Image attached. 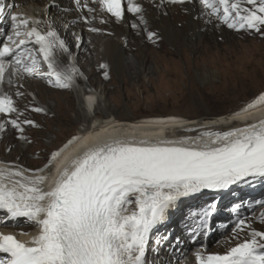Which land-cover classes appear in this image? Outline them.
<instances>
[{
  "label": "snow or ice",
  "instance_id": "1",
  "mask_svg": "<svg viewBox=\"0 0 264 264\" xmlns=\"http://www.w3.org/2000/svg\"><path fill=\"white\" fill-rule=\"evenodd\" d=\"M74 2L92 14V20L97 13H106L122 21L127 12L139 15L141 23L146 22L143 7L136 0L126 3L125 0H86L83 5L81 0ZM167 2L185 4L192 0ZM199 3L210 18L222 21L229 29L264 37V0H199ZM4 11L0 0V16ZM10 19L14 34L0 41V84L7 81L11 85L12 77L23 74L46 79L57 89H72L80 74L74 68H65L62 54L71 53L57 31L51 25L41 29V20H30L23 15L12 14ZM81 19L85 24L91 22L89 16ZM106 22L101 17L100 23ZM88 30L100 31L96 27ZM154 38L156 33L148 32V39ZM79 40L77 37V47ZM88 101L91 111L96 100L89 96ZM259 109H264V92L231 116L241 117ZM31 110L45 111L42 107ZM0 114L14 116L7 123L21 134L25 131L23 125L38 127L33 120L18 118L23 113L18 112L7 95L0 96ZM147 123L166 125L187 121L161 119ZM106 127L101 125L102 129ZM79 139L74 137L65 148ZM64 150L52 153L49 166ZM49 179L45 175L29 176L19 169L0 167V213L4 214L0 224L12 221L15 227L23 218L24 223L35 228V234L0 232V253L7 257L0 258V264H150L146 252L152 233L186 199L206 193L220 195L234 191L233 186L264 183V118L228 131L204 132L195 138L176 141H99L68 159L46 189L44 185ZM217 211L218 201H214L191 213L194 223L189 225L188 235L193 244L210 229ZM261 219L264 220V214ZM246 220L238 218L235 228L241 232L251 228ZM249 235V239L223 255L192 252V264H264V231L253 229ZM21 236L30 238L24 240Z\"/></svg>",
  "mask_w": 264,
  "mask_h": 264
},
{
  "label": "rangeland",
  "instance_id": "2",
  "mask_svg": "<svg viewBox=\"0 0 264 264\" xmlns=\"http://www.w3.org/2000/svg\"><path fill=\"white\" fill-rule=\"evenodd\" d=\"M9 6V4L8 6L4 5V15L10 18L12 14H10ZM53 7L55 8L57 5H53ZM41 11V8H27V10H17L15 14L20 15L19 12H21L22 14L24 13V16H30L27 17L30 20H34L31 14ZM55 15H49L48 19L50 22H55ZM11 23L13 22L11 21ZM222 24L224 26L217 34L211 35L210 37L204 34L203 37L205 36L207 39L199 43L198 46H196V43L188 46L186 43H183L172 47L170 44L156 37L153 40L159 46L145 49L146 51L144 50L142 53L138 50L130 51V58L134 59L133 56L137 53L138 57L144 60L143 66L136 68L134 71H130L131 78L124 75L121 70L117 73L110 72L107 68L101 67L103 64L100 62H98L95 68L86 66L85 74L90 72L95 74V82L91 88L99 96L97 98L98 104L96 103L97 105L95 106L96 110L92 114L89 113L91 116V124L94 121L93 117L98 116L104 105H108L111 113L115 116L114 118L121 121H151L161 119L186 121L196 119L195 124L182 128L184 131L187 130L184 133L198 132L202 134L204 132H218L219 130L223 132L230 130V127L223 124L226 121L230 122L229 116L233 112L238 111L259 93L264 92V37L258 33L229 29L224 23ZM52 28L55 30L54 27ZM65 29L63 27L64 31ZM6 31H10V29L5 30V33H3L4 36L6 35ZM4 36H1V41L4 39ZM71 36L73 38V47L76 49L78 43L77 37L79 36L75 32H71ZM92 36L91 38L97 37L102 41L105 40L104 34ZM198 38L200 37H197L196 40ZM96 52L98 53L96 61H101L102 44H98ZM75 58V52L68 58L69 66L72 68L77 67L75 65ZM81 62H83V58ZM135 72H137L138 77H135ZM105 73H107V78H105ZM81 77L84 79L83 73ZM28 78L33 83L44 84V82L39 81L36 77ZM86 81L87 85L90 86L87 78ZM3 86L4 84H0V89ZM45 86L49 89V95L56 96V98H51L50 102L54 107L53 109L60 107L58 120L53 123L52 129L50 128L49 130L50 132L46 133L41 131L39 126L30 127V125H23L26 131L23 139L19 138L21 137V133L12 128L8 123L7 125H10L14 129V132L12 133L13 141L5 142L3 140L2 142L4 145L6 143V147H0V162L3 160L5 162L8 161L3 168L12 169L14 164L16 165L17 162L25 159L23 163L26 168H20L19 170L32 176L36 175V173L39 174L37 172L38 169H44V172L40 174L45 175L53 165V162H51L49 166L52 153L65 149V146L69 145V141H73V138L78 137V133L82 131L80 122H77L75 116L76 111H79V113L82 111V88L74 85L75 87L72 89L62 90L47 85L46 83ZM17 89L25 91V98L27 99V102L20 103V106L17 104L20 102L19 99H14L13 101L17 109L20 110L18 112L23 113L18 118L21 121L24 119L43 121L42 124L46 125L44 120L49 117L45 118L46 115L42 114V112L37 113L31 110L33 107L44 108L46 99L40 98L33 91L26 90L20 80H18ZM74 90L78 95L74 94ZM68 97L71 105L68 104ZM47 102L50 103L49 101ZM54 114L56 113L51 111L49 116ZM13 117H9V119ZM221 117L225 118V122L221 123L218 120ZM0 120L1 123L4 121L7 123L8 117L2 115ZM204 120H211L218 123L214 124V122L209 127H205ZM190 126L193 128L196 126L197 129L188 130L191 128ZM18 140L20 141V146L22 144L23 147H27L23 158L17 151L11 152V145L15 142L18 144ZM205 195H207L205 203L203 201H197L199 202L198 210L217 200L215 196L218 194L207 193ZM257 197L262 201L255 200V203L251 205L248 212L240 216V218H247L246 222L251 225V228H245L242 232L237 230L235 228L238 219L236 218L237 214L232 216L229 213V206H227L228 212L225 211L227 213L223 218H219L218 213H216L211 219L208 239H204L205 234H202L203 236L201 235L194 244L188 243L185 245L179 241V244L184 248V252L179 256L180 258L177 257L176 261L175 259L167 258L169 260H165L163 258L162 264L182 263L183 259L190 254L191 245H197L199 243L202 246L201 251L204 254L223 255L238 243L249 239L251 230L264 231V220L261 219L262 214H264V197L262 198V194ZM190 200L191 198H188L182 204L188 203ZM226 203L229 202L226 201L222 204ZM191 213V211L188 212V209L187 211L185 209L180 212L174 218L172 225L179 224V227L181 225L182 227L179 229L185 233L188 224L183 221H190L192 218ZM3 215V213H0V219H3ZM192 223H194L193 218ZM6 224L11 226L9 229L19 230L20 232L27 226L29 227L28 233L33 231V226L24 223L23 218H20L19 223L15 227H13L12 221H6ZM172 227V231L174 232L175 228L174 226ZM13 230L11 231L13 232ZM212 233L215 238L210 242ZM174 235L175 237L178 236L176 233ZM183 238L187 242L190 241L188 232H186ZM176 243H178L177 240ZM0 254L4 255L2 253ZM189 263H191V260Z\"/></svg>",
  "mask_w": 264,
  "mask_h": 264
},
{
  "label": "bare ground",
  "instance_id": "3",
  "mask_svg": "<svg viewBox=\"0 0 264 264\" xmlns=\"http://www.w3.org/2000/svg\"><path fill=\"white\" fill-rule=\"evenodd\" d=\"M85 2L86 0H81L82 5ZM136 2L141 4L143 7L142 15L144 17V20L146 21L145 23L140 22L139 15H133L127 12L125 13V18L122 21H116L114 18H111L106 13H97L96 19L92 20L91 19L92 14L88 13L87 10L83 9L82 7L78 8L74 0H3V5H7V6L8 4L10 5L9 6L10 14H15L17 13V10H21V9L27 10V8H41L42 11L39 13L32 12L33 13L31 14L32 19L42 21L40 25L41 29H46L48 25L54 27L55 31H57L60 38L63 39L66 42V44L70 47L69 50L71 55L74 52L76 53L75 65L77 67H74V69H76L77 72L80 74L76 85L82 88L83 90L81 96L82 111H80V113L79 111H76L75 113L77 122H80V127L82 129V131L78 133V137L81 139L74 141L70 146L65 148L61 157L57 161L53 162L52 167L45 174V176L50 177L49 182L44 185L46 189L51 187V181L55 179L59 169L68 159L76 155L82 154L83 150L87 146L94 145L99 141L110 140V139L135 140V141H139V140L176 141L181 138H195L201 135V133L198 132L184 133L187 130L186 131L182 130L183 127H187L189 125L195 124L196 119L186 120L187 123L166 124V125L147 123V121H134V120L121 121L114 118L115 116L111 113L110 107L108 105H104L103 109H101L100 112L97 110L99 114L98 116L93 117L94 121L91 124L90 114H92L96 109L94 104L92 107V109L94 110L92 112H88L89 111L88 97L89 96L94 97L96 100L95 103L98 104L97 98H99V96L97 95L96 92H93L91 88L93 86L92 84L95 82V77H94L95 74L93 72L85 74L84 71L86 66H92L95 68L98 62H100L103 65H106L107 67L105 68H107L110 72L117 73L121 70L124 75H126L128 78H131L132 76L130 71L131 70L134 71L136 68H140L141 66H143L144 60L140 59L137 53L133 56L134 59L136 60L130 58L129 57L130 51L133 52L134 50H138L140 53H142L145 49H148L153 46H159L154 40H149L147 38L148 32H155L156 37L170 44L172 47L178 46L183 43H186L187 46L196 43V46H198L199 43L207 39L205 36L203 37L204 34H207L209 35L208 37H210L211 35L217 34L224 26L220 20L216 19L215 17H211V18L209 17L206 10L199 3V0H192V2L190 3L186 2L185 4H167L161 0H136ZM53 5H57V7L52 8ZM89 6L96 7V5L93 4H89ZM19 13L20 15L24 16V13L23 14L21 12ZM4 14L0 16V36L1 33L8 28L10 29V31H7L8 35H13L14 34L13 23H11V21H9L10 18L7 16L5 17ZM51 14L54 15L56 14L54 16L55 18L54 23L52 20H51L52 22H50V20L48 19L49 15ZM82 16H89L91 22L85 24L81 19ZM25 17H30V16L25 15ZM101 17L106 18L107 22L100 23ZM133 24H136L137 27L133 28L132 27ZM63 27L66 28L65 31L63 30ZM90 27H96L100 29V31L98 32L89 31L88 29ZM71 32L77 33V36H79L80 38L79 40L80 46L77 47L76 45V49H74L73 47V38L71 36ZM102 34L105 35L104 41H102L97 37H93L95 35H102ZM91 36L93 38H91ZM197 37L200 38L196 40ZM87 38L89 39V41ZM98 44H102L101 61H96L98 54L96 52ZM71 55L67 53L62 54V60L64 62L66 69H73L71 66H69V62H68V58ZM82 58H83V62H81ZM44 68L46 69V67ZM82 73L84 75L85 80L81 77ZM134 74L135 77H138L137 72H135ZM17 78L18 80H20V82L23 84L26 90L33 91L36 95L40 96V98L46 99V102H44L45 111L42 112V114L46 115L45 118L49 117L48 119L44 120V123L46 122V125L42 124L43 121L42 122L35 121V123L39 126V129L41 128L40 129L41 131L45 133L50 132L49 130L52 127L53 123L57 121L59 118L58 115H59L60 107L53 109L54 107L50 102V99L56 98V96L48 94L49 89L45 86V83L49 85L47 83V80L46 79L42 80L41 78L36 77L38 78L39 81L44 82V84L33 83L30 81L28 76L19 74L12 77L13 83L11 85H9L7 81H5V83H3L4 84L3 88L0 89V96L7 95L11 97L13 101L14 99L15 100L19 99L20 102L19 103L16 102L18 106H20L19 105L20 103L27 102V99L25 98V91L17 89V84H18ZM86 78L90 86L87 85ZM17 93H22V95H18ZM74 94L75 95L77 94L75 90H74ZM47 101H49L50 103H48ZM67 101L68 104L71 105V101L69 97L67 98ZM18 111L20 110L18 109ZM51 111H53L56 114L49 116L51 114ZM2 115L3 114H0V117ZM229 118H230L229 119L230 122L226 121L228 123L225 122L224 117H221L218 120H220L221 123L225 122L223 124L227 125V127H230V129L234 127H240L248 123L258 122L260 119L264 118V109L253 110L251 113L245 116L236 117V118H232V116H229ZM203 122L205 124V127H209V125H212L215 121L204 120ZM216 123L218 122H215L214 124ZM7 124L8 123H6L5 121L2 123L0 122V125H3V130H0L1 148H3L6 145V143L4 145V143L2 142L3 140L5 142L7 141L10 142L12 140V133L14 132V129H12L10 125L8 126ZM101 125H107L106 129H102ZM190 127L193 128L192 126ZM191 128H189L188 130H191ZM25 134L26 131H24V133L21 135L24 136ZM12 151L13 152L17 151V153L22 155L23 158V154L25 153V151H27V147H23L22 144L20 146V141L18 142V144L15 142L14 144L11 145V152ZM24 160L17 162L16 165L14 164L11 170L26 168V166L23 163ZM6 163H8V161L6 162L5 160L1 161L0 167H4ZM238 188L239 187H236L235 189L238 190ZM203 195L205 194H202V196ZM202 196L191 198V201H189V203L193 204L196 203L197 201H200ZM222 203H223L222 200H219L218 210L220 213L224 214V208L222 206ZM187 206L190 205L181 204L177 210L171 212L166 223L160 225L158 229H156L157 230L156 233L159 239L162 238V236L159 233L162 232L160 230V227L166 228L167 222L171 220L174 215L182 212V210L185 209ZM0 225H1L0 232H5V233L20 232L19 230L9 229L11 228V226L6 224V222ZM28 228H29L28 226L25 227L24 229L21 230V232H29ZM174 228H175L174 229L175 233L179 236V238L181 237L180 242H183L185 245H187L188 242L186 240H183L184 238L181 235L182 232L177 230L176 227ZM11 230H13V232ZM31 233L35 234V229ZM19 238L27 240L30 237L21 236ZM214 238L215 237L212 233L210 242H212ZM158 242L159 243L154 249L160 251L161 255L158 258L160 260L159 264H162L163 258L165 260L175 259L176 261L177 257L182 255V253L184 252V248L179 244V242L175 243L174 241H171V243H165L161 248H159L160 241ZM191 247L192 248L189 251L190 254L186 256L187 259L184 258L183 262L178 264H192V261L194 260V257L192 256V252L196 250H201L202 246L199 243L197 245H191ZM0 258H4V255L0 254ZM190 260L191 263H189ZM152 264H158V263L152 261Z\"/></svg>",
  "mask_w": 264,
  "mask_h": 264
}]
</instances>
